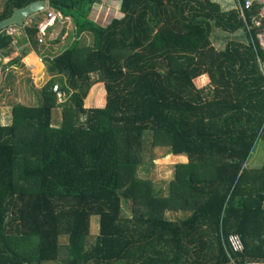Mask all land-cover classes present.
<instances>
[{"label":"trees","instance_id":"trees-1","mask_svg":"<svg viewBox=\"0 0 264 264\" xmlns=\"http://www.w3.org/2000/svg\"><path fill=\"white\" fill-rule=\"evenodd\" d=\"M33 1L7 0L0 21ZM49 1L72 18L75 40L45 58L54 77L38 105L14 106L9 125L0 112V264H264V163L248 166L264 140L260 6L243 14L245 0H121L124 16L101 26L89 17L101 0ZM40 20L27 40L37 42ZM215 29L236 39L218 49ZM85 32L93 42L81 46ZM12 42L0 33L3 57L20 66L4 52ZM149 133L167 158H188L167 194L139 174ZM167 210L191 214L169 220Z\"/></svg>","mask_w":264,"mask_h":264},{"label":"rangeland","instance_id":"rangeland-1","mask_svg":"<svg viewBox=\"0 0 264 264\" xmlns=\"http://www.w3.org/2000/svg\"><path fill=\"white\" fill-rule=\"evenodd\" d=\"M105 1V0H103ZM224 6L230 0H218ZM7 0H0V14L4 12ZM106 4L102 1L96 2L94 11L91 16L92 20L101 26H107L115 18H121L124 14L120 8V1L110 0ZM42 23L52 20L47 17L46 11L38 14ZM34 17H31L24 27L17 25L6 28L8 34L13 36V42L6 49L5 53H16L21 58L20 66H11L8 60L3 57V51H0V112L1 123L9 125L12 123V115L14 106L20 104L24 106H36L39 104L38 93L49 84L54 77L48 71V65L45 58H53L61 54L71 43L75 40V23L72 19H56L52 29L47 30V33L42 36L43 41L39 40L41 36L38 33L35 37L37 42L27 40L25 28L34 24ZM80 45H91L93 42L90 33H83L80 38ZM213 43L218 49H225L229 42L236 39L234 34L228 35L220 29H215L213 36ZM95 76L92 77L94 79ZM54 91L57 92L58 102L61 103L65 94L60 93L56 86H53ZM95 88L91 89L87 98H85V106H89L91 102L96 99ZM53 125L60 126L63 122L62 108L55 107L52 111ZM152 134L147 135V141L144 144L143 150V163L139 168V174L145 179L153 181L157 190H162L164 194L168 193L170 182L175 177L176 165L181 162H187V156H173L167 158L170 150L169 147L153 146ZM264 163V140L260 139L251 155L248 162L250 167H261ZM132 201L129 200L128 204L124 206V214L131 216ZM191 213L167 210L164 216L169 220H179L189 216ZM99 233V221L96 216L91 218V232L89 236L90 242H95V238ZM62 245H68L69 237L63 235L60 237ZM65 253V252H64ZM65 254H63L62 257ZM44 264H63L61 260L47 262ZM254 264V263H253Z\"/></svg>","mask_w":264,"mask_h":264},{"label":"built area","instance_id":"built-area-1","mask_svg":"<svg viewBox=\"0 0 264 264\" xmlns=\"http://www.w3.org/2000/svg\"><path fill=\"white\" fill-rule=\"evenodd\" d=\"M258 4L260 6L259 14L257 17L254 18L253 23L255 26L259 27V31L256 34V37L258 41L260 42L261 46L264 47V0H245V6L241 7L242 13L244 14L245 9H250L254 4ZM49 19L52 20V23L57 18V15H55L52 11H49L48 13ZM59 19H62V16L59 14ZM49 22L41 23L40 25V37L39 40L43 41V37L46 34V31L50 25ZM250 30V28H249ZM230 243L232 245V248L235 251L242 252L244 250V244L240 238L239 235L233 234L230 236Z\"/></svg>","mask_w":264,"mask_h":264},{"label":"water","instance_id":"water-1","mask_svg":"<svg viewBox=\"0 0 264 264\" xmlns=\"http://www.w3.org/2000/svg\"><path fill=\"white\" fill-rule=\"evenodd\" d=\"M47 8V1L46 0H36L28 5L16 8L13 14L0 21V33L3 32L6 28L17 25V26H24L26 24V19L33 17L40 12L45 11Z\"/></svg>","mask_w":264,"mask_h":264},{"label":"crops","instance_id":"crops-1","mask_svg":"<svg viewBox=\"0 0 264 264\" xmlns=\"http://www.w3.org/2000/svg\"><path fill=\"white\" fill-rule=\"evenodd\" d=\"M36 1V0H35ZM47 1V8H46V12H49V11H52L55 15H58V14H62L61 12H59V11H57V10H55L54 8H52L51 6H50V1L49 0H46ZM102 1V4H106V5H108L107 3H108V1L110 2V0H105V1H103V0H101ZM115 1H120V8H121V0H115ZM230 1V0H229ZM232 2H231V4L233 3V0H231ZM96 4V3H95ZM94 4V5H95ZM93 5V7H92V9H91V12H90V15L89 16H91L92 15V13H93V11H94V8H95V6ZM16 9V8H15ZM14 9V10H15ZM63 15V14H62ZM35 18V17H34ZM65 18H68V19H72V18H70V17H66L65 16ZM30 18H28V19H26L25 21L26 22H28V20H29Z\"/></svg>","mask_w":264,"mask_h":264},{"label":"clouds","instance_id":"clouds-1","mask_svg":"<svg viewBox=\"0 0 264 264\" xmlns=\"http://www.w3.org/2000/svg\"><path fill=\"white\" fill-rule=\"evenodd\" d=\"M46 11V10H45ZM41 13V12H40ZM47 13V17H48V13L49 12H46ZM61 16H62V19H64L65 18V16L64 15H62V14H60ZM35 16V18H34V20L36 21V19H37V16H38V14H36V15H34ZM49 18V17H48ZM56 19H59V14L57 15V18ZM43 22V20H40V22L38 23V29H39V32L38 33H41L40 32V25H41V23ZM26 24H27V22H26ZM25 24V25H26ZM24 25V26H25ZM53 25V24H52ZM52 25H50L49 27H48V29L47 30H50V29H52L54 26H52ZM24 26H22V27H24ZM21 27V26H20ZM46 33H47V31H46Z\"/></svg>","mask_w":264,"mask_h":264}]
</instances>
